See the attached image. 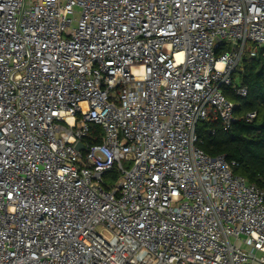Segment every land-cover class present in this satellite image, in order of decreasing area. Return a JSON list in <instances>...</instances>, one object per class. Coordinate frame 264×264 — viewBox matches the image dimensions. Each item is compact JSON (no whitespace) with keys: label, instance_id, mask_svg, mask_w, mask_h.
<instances>
[{"label":"built area","instance_id":"1","mask_svg":"<svg viewBox=\"0 0 264 264\" xmlns=\"http://www.w3.org/2000/svg\"><path fill=\"white\" fill-rule=\"evenodd\" d=\"M247 42L264 0H0V264H264V191L196 134Z\"/></svg>","mask_w":264,"mask_h":264},{"label":"trees","instance_id":"2","mask_svg":"<svg viewBox=\"0 0 264 264\" xmlns=\"http://www.w3.org/2000/svg\"><path fill=\"white\" fill-rule=\"evenodd\" d=\"M232 79L247 88L244 97L236 95L230 87L223 89L235 103V121L224 129L220 119L211 113L196 127L197 146L210 157L223 155L227 161H234V173L264 191V53L243 56ZM249 112L256 113L252 120L245 119ZM100 134V126L90 124L84 141L98 142Z\"/></svg>","mask_w":264,"mask_h":264},{"label":"rangeland","instance_id":"3","mask_svg":"<svg viewBox=\"0 0 264 264\" xmlns=\"http://www.w3.org/2000/svg\"><path fill=\"white\" fill-rule=\"evenodd\" d=\"M252 50H254L256 52H259L260 51V49L256 45L252 44L251 42H247L246 47H245V52H244L243 56L244 57L245 56L246 57H249V53Z\"/></svg>","mask_w":264,"mask_h":264},{"label":"water","instance_id":"4","mask_svg":"<svg viewBox=\"0 0 264 264\" xmlns=\"http://www.w3.org/2000/svg\"><path fill=\"white\" fill-rule=\"evenodd\" d=\"M76 148H77L78 150H82V149H83L82 143H81V142H78V143L76 144Z\"/></svg>","mask_w":264,"mask_h":264}]
</instances>
